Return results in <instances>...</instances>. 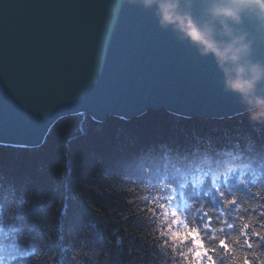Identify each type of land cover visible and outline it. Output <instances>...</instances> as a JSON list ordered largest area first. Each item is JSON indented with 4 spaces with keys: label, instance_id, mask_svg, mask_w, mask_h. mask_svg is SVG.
<instances>
[{
    "label": "trees",
    "instance_id": "trees-1",
    "mask_svg": "<svg viewBox=\"0 0 264 264\" xmlns=\"http://www.w3.org/2000/svg\"><path fill=\"white\" fill-rule=\"evenodd\" d=\"M255 189L264 123L247 113L68 115L41 146L0 144V264H225L219 241L240 234V217L264 220ZM233 193L261 207L226 206ZM241 239L264 249L257 233Z\"/></svg>",
    "mask_w": 264,
    "mask_h": 264
},
{
    "label": "water",
    "instance_id": "water-1",
    "mask_svg": "<svg viewBox=\"0 0 264 264\" xmlns=\"http://www.w3.org/2000/svg\"><path fill=\"white\" fill-rule=\"evenodd\" d=\"M223 0H181L198 22ZM233 35L246 33L247 59L264 64V21L243 10ZM227 39V37H220ZM258 87H264V81ZM226 91L211 54L162 27L139 0H0V144L41 146L62 117L125 120L163 109L186 118L245 113Z\"/></svg>",
    "mask_w": 264,
    "mask_h": 264
},
{
    "label": "clouds",
    "instance_id": "clouds-1",
    "mask_svg": "<svg viewBox=\"0 0 264 264\" xmlns=\"http://www.w3.org/2000/svg\"><path fill=\"white\" fill-rule=\"evenodd\" d=\"M185 2L190 3V0ZM139 3L145 7L155 6L162 27L171 25L182 38L194 44L202 55L211 54L223 74L225 90L239 95L250 120L264 123V87H258L264 81V64L247 59L251 52L247 34L233 35L228 23H240L241 12L245 9L255 11L257 17L264 21V0H223L213 4L209 11L219 19V32L209 21L198 22L190 11L181 10V0H139ZM254 191L257 196H264V189ZM230 204L244 211L261 207L258 203H250L239 193H233L225 200L226 206ZM238 222L242 225L240 234L231 235L230 242L226 243L224 239L219 241V248L223 249L226 257L225 264H264V249L260 248L259 241L241 239V236L246 234L251 237L253 233L264 237V228L253 227L257 222L264 224V220L249 213L246 218L241 216ZM247 229L251 231L246 232ZM195 255L199 257L200 251ZM217 259L216 256H210L207 264H217ZM194 264L198 262L194 261Z\"/></svg>",
    "mask_w": 264,
    "mask_h": 264
},
{
    "label": "bare ground",
    "instance_id": "bare-ground-1",
    "mask_svg": "<svg viewBox=\"0 0 264 264\" xmlns=\"http://www.w3.org/2000/svg\"><path fill=\"white\" fill-rule=\"evenodd\" d=\"M246 113V112H245ZM172 114V113H171ZM244 114V113H243ZM175 115V114H174ZM241 115V114H240ZM178 116V115H177ZM238 116V115H237ZM181 117H183V116H181ZM234 117H236V116H234ZM234 117H224V118H210V120L211 119H214V120H224V119H228V118H234ZM184 118H186V117H184ZM198 119H204V118H198ZM209 119V118H208ZM216 152H219V151H216ZM210 154V153H209ZM226 155V154H225ZM229 155V154H228ZM215 156V155H214ZM230 158H232L233 157V154H230V156H229ZM221 175V174H220ZM223 176V175H222Z\"/></svg>",
    "mask_w": 264,
    "mask_h": 264
}]
</instances>
